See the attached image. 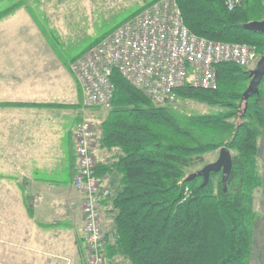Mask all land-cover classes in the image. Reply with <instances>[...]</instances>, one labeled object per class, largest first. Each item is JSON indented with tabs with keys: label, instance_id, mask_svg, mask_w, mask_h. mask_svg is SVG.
Listing matches in <instances>:
<instances>
[{
	"label": "trees",
	"instance_id": "16d2710c",
	"mask_svg": "<svg viewBox=\"0 0 264 264\" xmlns=\"http://www.w3.org/2000/svg\"><path fill=\"white\" fill-rule=\"evenodd\" d=\"M39 1L17 0L0 12V19L24 7L47 34L32 6ZM157 1L147 0L119 18L73 58L66 59L57 50L59 56L69 68L104 37ZM178 3L193 33L216 41L252 44L260 55L263 53L264 33L246 30L243 25L264 20V0H242L235 10H229L225 0ZM250 71L225 62L217 67V88H180L177 101L219 108L193 114L174 104L155 105L114 71L112 106L99 122L100 147L118 151L116 161L107 166L116 173L115 186L101 198L113 221V234L105 248L106 264H251L258 219L254 193L264 185L258 161L264 135V77L259 94L243 102ZM224 147L233 157L226 189L221 172H211L204 187L202 177L186 180L188 167ZM98 168L99 164L97 175L106 171ZM76 173L77 167L72 166L74 177Z\"/></svg>",
	"mask_w": 264,
	"mask_h": 264
},
{
	"label": "crops",
	"instance_id": "0c3cea01",
	"mask_svg": "<svg viewBox=\"0 0 264 264\" xmlns=\"http://www.w3.org/2000/svg\"><path fill=\"white\" fill-rule=\"evenodd\" d=\"M80 104L74 76L26 9L0 19V240L8 246L0 249V264H86L84 198L72 166L76 125L91 113ZM100 136L99 126L94 155L111 189L116 173L107 166L118 151L101 148ZM101 209L110 238L104 200Z\"/></svg>",
	"mask_w": 264,
	"mask_h": 264
},
{
	"label": "built area",
	"instance_id": "2783aa9c",
	"mask_svg": "<svg viewBox=\"0 0 264 264\" xmlns=\"http://www.w3.org/2000/svg\"><path fill=\"white\" fill-rule=\"evenodd\" d=\"M235 10L242 0H225ZM261 55L257 46L216 41L199 36L184 22L178 0H159L126 21L71 63L81 94V109L109 110L115 92L114 71L121 73L155 105L174 104L177 91L217 88V67L236 63L250 70ZM96 119L85 118L74 131L77 173L74 186L83 195L82 213L87 264H106L108 237L104 230L101 198L110 194L96 174L94 155Z\"/></svg>",
	"mask_w": 264,
	"mask_h": 264
},
{
	"label": "rangeland",
	"instance_id": "374dc122",
	"mask_svg": "<svg viewBox=\"0 0 264 264\" xmlns=\"http://www.w3.org/2000/svg\"><path fill=\"white\" fill-rule=\"evenodd\" d=\"M16 1L14 0L11 3V0H0V12L12 6ZM145 1L147 0H40L37 3L33 2L32 6L35 7L39 20L47 32L48 41L54 44L56 51L58 50L66 59H71L85 49L93 41V38L104 33L111 25L120 20L119 18H123L131 10L144 4ZM7 3L10 5L7 6ZM34 22L40 27L35 20ZM174 106L182 112L191 114L209 113L219 110L218 107L191 100H179L174 103ZM107 112L108 110L91 109L89 118L100 122L107 115ZM259 144L260 154L258 161L264 179V135L260 139ZM218 156L219 150L206 154L202 163L187 168V174L190 175L197 172L205 165L216 161ZM254 209L258 213V219L254 229L251 264H264V185L254 193ZM3 229L5 228L0 227V233L1 231L2 233L4 232ZM104 230L106 233L105 226ZM3 239L5 240V238H2V241L0 240V249L2 246L8 248L6 243L2 244ZM87 262L86 257V264Z\"/></svg>",
	"mask_w": 264,
	"mask_h": 264
},
{
	"label": "water",
	"instance_id": "95a60500",
	"mask_svg": "<svg viewBox=\"0 0 264 264\" xmlns=\"http://www.w3.org/2000/svg\"><path fill=\"white\" fill-rule=\"evenodd\" d=\"M243 27L249 31H256L264 33V20L261 21H252L245 23ZM251 80L250 83L243 93L242 101L247 102L250 97L253 95L259 94V86L264 77V50L261 54V57L258 61L256 68L250 71ZM233 168V157L232 152L224 147L219 150L218 159L214 162H211L205 165L202 169L194 172L186 177L187 181L193 180L196 177H202L203 183L202 187L206 186L209 182L211 172H221L224 188L227 187V182L229 180L231 171Z\"/></svg>",
	"mask_w": 264,
	"mask_h": 264
}]
</instances>
